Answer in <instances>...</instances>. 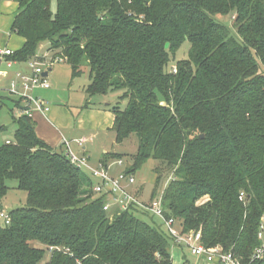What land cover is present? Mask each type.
I'll return each instance as SVG.
<instances>
[{"label": "trees", "instance_id": "1", "mask_svg": "<svg viewBox=\"0 0 264 264\" xmlns=\"http://www.w3.org/2000/svg\"><path fill=\"white\" fill-rule=\"evenodd\" d=\"M14 1L11 32L24 44L10 59L27 64L48 42L73 79L88 67V96L123 92L126 106L108 108L116 143L139 139L126 171L158 162L152 200L161 197L167 219L201 232L208 249L264 264L252 260L264 227V0H56V11L53 0ZM186 41L188 58L169 69ZM13 121L14 138L0 139V213L8 181L27 203L0 222V264H174L166 228L138 215L159 218L104 211L92 179L37 136L33 119Z\"/></svg>", "mask_w": 264, "mask_h": 264}, {"label": "built area", "instance_id": "2", "mask_svg": "<svg viewBox=\"0 0 264 264\" xmlns=\"http://www.w3.org/2000/svg\"><path fill=\"white\" fill-rule=\"evenodd\" d=\"M49 54L52 57H49ZM14 51L9 48L0 49V66L5 63L9 68L17 61L11 60ZM65 59L54 56L51 52L45 55H38L36 58L27 62V66L31 74H25L22 71L15 72L14 78L10 81L9 92L17 100H21V108H17V117H28L33 119L38 113L48 114L51 106L43 99L30 95L36 89H50L51 84L48 77H44L45 73L51 70L55 63H64ZM88 139L82 138L76 141L79 147H83ZM62 146L64 154L71 164L82 172H88L92 179L91 190L94 197H105L106 203L104 211L111 212L117 210L119 212H128L132 207H139L149 211L154 217L159 218L169 235L173 239L174 245L186 248L197 259H204L208 264H246L241 258L233 252L225 253L220 248L208 249L202 243L201 232L184 233L181 224L174 218H166L161 197H157L149 203L142 202L138 193L132 192V188L136 184L134 174L126 171L127 163L121 159L114 163H100L98 167L90 164L87 156H78L70 149V142L63 140ZM123 168L124 171L118 174L114 168ZM241 200L243 197L240 198ZM0 222L9 225L11 217L5 211L0 213ZM259 239L262 245L255 251L252 260H259L264 257V227L259 233Z\"/></svg>", "mask_w": 264, "mask_h": 264}, {"label": "rangeland", "instance_id": "3", "mask_svg": "<svg viewBox=\"0 0 264 264\" xmlns=\"http://www.w3.org/2000/svg\"><path fill=\"white\" fill-rule=\"evenodd\" d=\"M56 8L57 1L53 0L52 10L56 11ZM216 19L221 24H224L225 26L232 29V20L230 17L217 16ZM49 47L50 44L48 42L42 43L37 50V54L45 55ZM189 50L190 43L186 41L182 45V47L175 53V56L174 58H172L169 65V69L175 68L178 61L186 60L188 58ZM49 57H52V55L49 54ZM88 70V67L84 66L82 70L83 74L80 77L73 79L71 67L67 63H55L53 67H51V71L49 72V82L52 86L51 95L54 98H57L55 99V104L57 106H62L68 111L70 110V108L80 106V102L82 103V105L88 102V107L100 106L101 104H104V106H106L107 104L115 106L118 103H120L122 107L126 106V101H122L120 99L123 92L112 93L108 96H95L92 98L88 96L86 93V88L90 84ZM5 104L6 106L11 107L9 101ZM1 116H6V121L4 124H6L7 126V129L5 131L0 130L1 141H5L6 139H13L15 130L17 129V125L14 123L13 117L7 107L3 108ZM70 118L72 119V128H74V124L77 122V118L76 116L75 118L73 116H70ZM55 126L57 130H59L65 136V138H70L69 136H67V134H65L63 127L59 123H55ZM99 135L100 136L96 140V146L94 147V150L92 151L91 149L92 157L89 159L91 166L98 167L102 162L104 146L106 147L108 153H112V151L114 150L118 154L122 155L121 160L127 163L133 162L132 157L136 155L139 147V139L136 134L126 139L122 144L116 143V135L113 130H101ZM117 160L119 159L117 158L115 160H112L110 163L112 164ZM157 167H159L158 162L149 160L141 167V169H139L135 173L136 184L132 188V192H140L139 198L142 202L149 203L152 200L156 181L154 170ZM114 171H116V174H118L120 172H123L124 169L115 167ZM83 173L85 174V176L90 177L87 171ZM163 176L165 178L160 182L161 186L158 187L159 189H157L156 195L158 196L164 190L171 178V175H168L166 171L163 172ZM7 185L9 186L10 191L4 200V210L5 212L9 213L14 209L21 208L26 205L27 194L23 191L18 190V183L16 181H8ZM138 217L148 224H156L159 227H162L163 230H165V227L162 225L159 219H154L153 222L151 219L152 216L138 215ZM34 246L37 248H42L39 243H34ZM171 254L173 260L175 258L174 264H196L198 261L197 257L193 256L186 248L177 247L173 244H171Z\"/></svg>", "mask_w": 264, "mask_h": 264}, {"label": "crops", "instance_id": "4", "mask_svg": "<svg viewBox=\"0 0 264 264\" xmlns=\"http://www.w3.org/2000/svg\"><path fill=\"white\" fill-rule=\"evenodd\" d=\"M17 13L18 4L14 0H0V49L9 48L15 52L24 44L23 38L11 32L12 24ZM17 71H22L25 74H31V71L26 63L22 64L16 62L10 68L5 63L0 66V128L7 129L6 124H4L6 116H1L4 107L8 108L12 117H17L16 108L13 103V99H15V97L9 92L10 81L13 80L15 72ZM51 89L52 86L50 89H36L30 93V95H33L36 98L45 100L51 106V111L48 114L44 115L38 113L33 118L37 136L58 153L64 152L62 141L66 140L70 142V149L72 152L78 156H87L90 159L92 157L91 153L96 146V140L100 136V131L112 130L114 124L115 117L110 112L108 104L106 106L101 104L100 106L88 107V102L83 105L80 102V106L70 108L68 111L66 108L55 104V99L57 98H54L51 95ZM8 101L10 102L11 107L6 106L5 103ZM12 112L14 114H12ZM70 116H73L74 118L76 116L77 118L74 128H72V119ZM55 123H59L63 127L65 134H67L70 138H65V136L57 130ZM82 138L88 139V142L83 147H79L76 144V141ZM112 152L117 153L114 150ZM105 154H108V151L104 146L103 155ZM127 165L129 164L127 163ZM197 260L196 264H208L204 259ZM174 262L175 258L173 260V263Z\"/></svg>", "mask_w": 264, "mask_h": 264}, {"label": "water", "instance_id": "5", "mask_svg": "<svg viewBox=\"0 0 264 264\" xmlns=\"http://www.w3.org/2000/svg\"><path fill=\"white\" fill-rule=\"evenodd\" d=\"M44 77H48V73H45V74H44ZM129 166H130V165H128V167H129Z\"/></svg>", "mask_w": 264, "mask_h": 264}]
</instances>
